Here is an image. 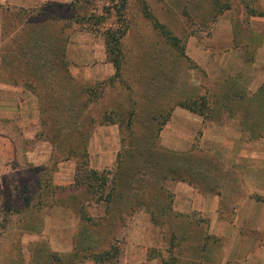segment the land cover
Segmentation results:
<instances>
[{
    "label": "rangeland",
    "instance_id": "rangeland-1",
    "mask_svg": "<svg viewBox=\"0 0 264 264\" xmlns=\"http://www.w3.org/2000/svg\"><path fill=\"white\" fill-rule=\"evenodd\" d=\"M1 84L0 264L264 263V0H0Z\"/></svg>",
    "mask_w": 264,
    "mask_h": 264
},
{
    "label": "crops",
    "instance_id": "crops-1",
    "mask_svg": "<svg viewBox=\"0 0 264 264\" xmlns=\"http://www.w3.org/2000/svg\"><path fill=\"white\" fill-rule=\"evenodd\" d=\"M21 91H19V89L16 91V89L13 86L10 85H6V84H1L0 85V118L1 119H15L17 117H21V118H30L26 113H25V99L24 96L23 97H18L16 98V93L20 94ZM24 104V107H21V104ZM21 108V109H20ZM186 135H171V138H175V140H184L187 139L185 137ZM182 137V138H181ZM237 138H235V136H232V138H234V140L238 139V136H236ZM233 142L230 139V136H228L227 138H223V142H222V147L224 149H228L230 150L229 152H231V157L233 159L234 157V161L237 163L241 162V160H243V162H245L244 168H243V173L245 174V184L252 182L253 180H255L256 178V172H260L264 174V166H256L254 164V155H243L242 152L240 151H234V148L230 147V143ZM252 143L246 142L245 145L248 146L246 150H248L249 146H250V151H252V145H250ZM8 147V151L6 152H1L0 151V157L5 156L7 158L11 157L13 154V147L10 145V143L5 144L4 148ZM2 153V154H1ZM232 164V161L231 163ZM259 173V174H260ZM248 174V175H247ZM200 200H202V198H198L196 203ZM247 202V199L242 201L241 206L245 205ZM218 234H216L217 236ZM251 260H253V258H251ZM264 264V263H263Z\"/></svg>",
    "mask_w": 264,
    "mask_h": 264
},
{
    "label": "trees",
    "instance_id": "trees-1",
    "mask_svg": "<svg viewBox=\"0 0 264 264\" xmlns=\"http://www.w3.org/2000/svg\"><path fill=\"white\" fill-rule=\"evenodd\" d=\"M123 7H122V5L120 4L119 5V10L120 9H122ZM117 18H119V19H121L122 18V15H121V11H118L117 12V16H116ZM159 28V27H158ZM109 29H106V34H107V32H109L108 31ZM161 31H160V34H161V36L163 37V40L167 43V41H168V38H169V36H167V31L164 29V28H162L161 27V29H160ZM169 42V41H168ZM116 68V70L118 71L119 70V67L118 66H116L115 67Z\"/></svg>",
    "mask_w": 264,
    "mask_h": 264
}]
</instances>
